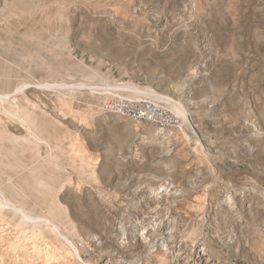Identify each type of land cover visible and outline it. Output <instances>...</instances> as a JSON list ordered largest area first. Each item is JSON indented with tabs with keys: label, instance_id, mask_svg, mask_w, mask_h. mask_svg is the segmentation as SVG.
Returning a JSON list of instances; mask_svg holds the SVG:
<instances>
[{
	"label": "rangeland",
	"instance_id": "rangeland-1",
	"mask_svg": "<svg viewBox=\"0 0 264 264\" xmlns=\"http://www.w3.org/2000/svg\"><path fill=\"white\" fill-rule=\"evenodd\" d=\"M0 264H264V0H0Z\"/></svg>",
	"mask_w": 264,
	"mask_h": 264
},
{
	"label": "built area",
	"instance_id": "built-area-1",
	"mask_svg": "<svg viewBox=\"0 0 264 264\" xmlns=\"http://www.w3.org/2000/svg\"><path fill=\"white\" fill-rule=\"evenodd\" d=\"M110 104V107L117 111L120 115L126 116L132 119H145L149 121L157 122V125L162 124L160 117L158 116V105H157V116L155 114L154 103L148 100H144L138 103L125 104L116 106Z\"/></svg>",
	"mask_w": 264,
	"mask_h": 264
}]
</instances>
